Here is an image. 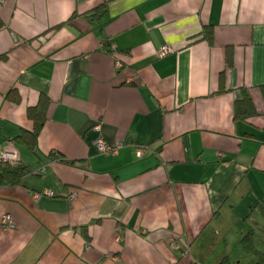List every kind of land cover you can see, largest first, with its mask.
<instances>
[{
	"label": "crops",
	"instance_id": "crops-1",
	"mask_svg": "<svg viewBox=\"0 0 264 264\" xmlns=\"http://www.w3.org/2000/svg\"><path fill=\"white\" fill-rule=\"evenodd\" d=\"M0 23V153L30 167L0 185V264H254L249 232L264 255V0H3Z\"/></svg>",
	"mask_w": 264,
	"mask_h": 264
},
{
	"label": "trees",
	"instance_id": "trees-1",
	"mask_svg": "<svg viewBox=\"0 0 264 264\" xmlns=\"http://www.w3.org/2000/svg\"><path fill=\"white\" fill-rule=\"evenodd\" d=\"M93 21L100 22L106 19V7L105 4H101L97 6L92 12L86 14ZM1 25V23H0ZM203 37L208 44H213V32L212 29L209 27L203 28ZM223 87V76H220V89L222 91ZM262 91V95L264 98V85L260 87ZM7 98L17 103L20 100L18 94H16L13 90L7 94ZM46 104L47 98L42 97L39 101V104L34 108H28L27 115L33 122V128L31 131H23L22 133L14 136L11 141L23 144L28 147L30 150H33L36 146V139L41 131L45 119H46ZM256 114V110L254 104L250 98V95L247 91L243 90L242 97L236 100L234 105V120H246L247 118ZM55 158L70 162L65 157L61 156L60 154H52ZM30 172V167L26 163H22L20 161H13V160H0V185H18L20 180L24 175ZM85 233V228H83ZM86 236V233L84 234ZM242 245L244 250L248 252H252L255 257L256 261L254 264H264V255L256 250L253 244L251 232L245 235L242 239Z\"/></svg>",
	"mask_w": 264,
	"mask_h": 264
},
{
	"label": "built area",
	"instance_id": "built-area-1",
	"mask_svg": "<svg viewBox=\"0 0 264 264\" xmlns=\"http://www.w3.org/2000/svg\"><path fill=\"white\" fill-rule=\"evenodd\" d=\"M2 1L3 0H0V2H2ZM169 51L170 50L168 48L164 47V48H162V49L159 50V52H158L157 55L159 57H162V56L166 55ZM96 127H98V126H96ZM95 145L97 147V150L100 153L105 154V155H113L121 147V144H119V143H117L115 145H110V144L106 143L102 137H99V138H97L95 140ZM141 151H142L141 149H138L137 150L138 154H140ZM14 157H15V155L12 152H3V153H0V160H12V159H14ZM39 171L40 172L44 171V168L43 167L39 168ZM74 196H75L74 193H71L69 195V197L71 199L74 198ZM0 223L2 225H6V226L9 225L10 226L11 223H10L9 216L8 215L0 216ZM172 245H174V244L172 243Z\"/></svg>",
	"mask_w": 264,
	"mask_h": 264
}]
</instances>
